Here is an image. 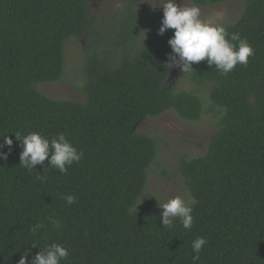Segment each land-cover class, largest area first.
Here are the masks:
<instances>
[{"label": "trees", "instance_id": "trees-1", "mask_svg": "<svg viewBox=\"0 0 264 264\" xmlns=\"http://www.w3.org/2000/svg\"><path fill=\"white\" fill-rule=\"evenodd\" d=\"M139 3L96 16L86 0H0V136L13 139L0 158V264L26 251L30 264L53 242L69 250L61 264H264V0H243L242 20L223 24L253 47L247 66L222 75L204 60L186 72L197 88L209 85L221 111L205 154L182 157L176 170L196 201L191 229L162 224L146 193L157 139L135 127L169 109L197 120L203 103L172 84L174 30L159 35L163 13ZM72 39H84V100L47 97L37 85L61 78ZM33 131L64 133L84 157L63 174L47 159L29 171L14 132ZM37 222L44 227L33 233ZM198 236L207 243L194 261Z\"/></svg>", "mask_w": 264, "mask_h": 264}, {"label": "clouds", "instance_id": "clouds-1", "mask_svg": "<svg viewBox=\"0 0 264 264\" xmlns=\"http://www.w3.org/2000/svg\"><path fill=\"white\" fill-rule=\"evenodd\" d=\"M149 3V2H148ZM153 10L158 6L163 9L161 25L158 34L163 35L166 30H174L168 39L171 48L168 65L177 64L183 73L193 69L192 65L206 60L210 68L215 65L222 74L227 75L238 64L247 66L249 57L254 56V49L246 38H242L238 32L229 33L223 25L208 23L201 19V10L195 3L186 4L183 0L178 4L177 0H152ZM22 151L20 152V165L31 171L37 164H48L59 169L63 174L73 163H79L84 157L82 150H78L64 133H58L51 140L38 132H30L22 135L14 132ZM0 143V158L7 159L8 152H4L5 146L9 151L13 146V139L3 135ZM37 179H43L38 176ZM155 197V196H154ZM66 203H75L76 197L67 194L63 197ZM156 198V197H155ZM158 206L162 209L161 222L168 227L173 226L174 220H179L184 229H191L193 223V205L195 200H189L183 195H176L163 201L156 198ZM142 202V201H141ZM53 227H59L60 221L54 217L48 218ZM44 227L37 222L31 228L33 233ZM207 243L205 237L198 236L192 241V251L195 253L193 260H199L200 252ZM69 256V250L63 245L53 242L41 248L31 256L30 264H61V261ZM17 264H29L28 252L20 255Z\"/></svg>", "mask_w": 264, "mask_h": 264}, {"label": "rangeland", "instance_id": "rangeland-1", "mask_svg": "<svg viewBox=\"0 0 264 264\" xmlns=\"http://www.w3.org/2000/svg\"><path fill=\"white\" fill-rule=\"evenodd\" d=\"M90 12L93 15H109L123 8L127 0H86ZM152 0H140L137 8L145 12L153 10ZM183 0H177L182 3ZM186 4H192L191 0H184ZM201 19L212 24H234L242 20L243 0H225L218 4L201 5ZM163 13L161 7L156 8ZM84 39L69 40L65 50V68L61 78L52 83H39L37 88L41 93L50 98H66L83 101L84 95L80 87L85 77L82 72ZM172 84L180 90H195L203 103V112L199 119L184 121L176 113L169 109L156 118L140 121L135 130L146 133L157 139L158 157L150 166L146 193L150 194L155 207L159 200L163 201L176 195H183L192 200L188 192V181L183 179L176 170L182 157L192 158L205 154L207 143L211 135L217 130L221 115L219 108L213 107L208 100L209 85L196 87L187 73L175 64L171 68ZM156 198H155V197Z\"/></svg>", "mask_w": 264, "mask_h": 264}]
</instances>
